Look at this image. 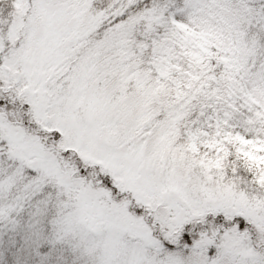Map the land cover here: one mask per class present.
<instances>
[{
  "label": "snow or ice",
  "instance_id": "6c2138e0",
  "mask_svg": "<svg viewBox=\"0 0 264 264\" xmlns=\"http://www.w3.org/2000/svg\"><path fill=\"white\" fill-rule=\"evenodd\" d=\"M0 264H264V0H0Z\"/></svg>",
  "mask_w": 264,
  "mask_h": 264
}]
</instances>
